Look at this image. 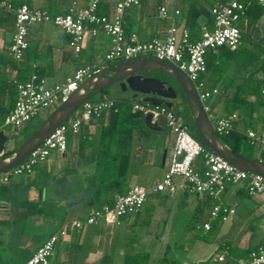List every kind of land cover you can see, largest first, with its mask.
I'll return each mask as SVG.
<instances>
[{
  "label": "crops",
  "instance_id": "0c3cea01",
  "mask_svg": "<svg viewBox=\"0 0 264 264\" xmlns=\"http://www.w3.org/2000/svg\"><path fill=\"white\" fill-rule=\"evenodd\" d=\"M7 1L13 8L26 3L31 7L53 13L65 11L72 1H75L77 6H84L87 2V0ZM115 1L98 0V12L109 13ZM177 1L179 0H174L175 3L172 4L173 0L156 3L154 0H139L136 6L125 9L123 16L125 32L136 33L140 40H147L152 36L161 37L171 23L186 28L184 16L188 6L209 9L216 0L184 2L182 0V5H177ZM161 4L167 9L164 18L157 16V7ZM175 9L178 11L177 15H173ZM251 15H257V18L249 39L253 42L252 45L264 47V9H257ZM203 20V16L197 17L199 23L204 22ZM236 24L245 25L244 18H239ZM11 33L12 11L0 10V77L6 76L11 79L23 74L26 79L30 73H35L44 79L46 86L64 82L80 65L101 62L110 46L108 37L102 31H98L96 34L86 35L81 49L74 53L68 44V36L60 28L50 23L31 24L27 30V48L22 59L15 61L6 53ZM251 56L261 60L264 52L255 49ZM213 57L215 64L209 69L205 67L201 77L208 87L218 89V94L211 96L207 100V105L213 113L225 115L230 112L227 105L232 103L231 85L234 83L235 72L226 70L217 56ZM8 59L13 61L16 68L9 65ZM254 76L263 78V73L256 70ZM114 86L117 89L112 90L113 93L104 94L120 100H130L129 102L136 101L131 98L128 91L114 97L112 94L119 92L118 86L116 84ZM262 89L264 87H261L260 91ZM175 101L177 107L182 105L178 98ZM10 103L8 97L0 100V105L6 106ZM236 113L238 115L234 122L236 130L242 131L249 127L264 134V107L254 103L252 96L248 95L245 98V102ZM142 117L141 114V120ZM107 122L108 113L84 122L76 135L66 137L63 152H50L46 159L32 168L27 175H13L6 184L0 186V264H21L63 223L85 218L92 209L104 205L105 198L118 194L110 190L101 191L97 195L99 201H95L96 147L101 127ZM157 124L161 127L159 130H150L143 125L145 129L135 127L131 132L123 185L126 190L132 185L149 189L165 169L172 136L161 121ZM139 149H144V153H140ZM147 151L149 153L146 156ZM158 153H161L159 169L154 167L153 163L150 164ZM248 155L255 158L259 156V151L256 149ZM146 157H149V164ZM151 176L153 179L150 181ZM175 198H179V201ZM193 198L195 199L188 197V192L183 190H177L172 196L152 192L138 212L124 217L119 224H83L80 228L69 227L66 234L54 244L48 264H130L132 257L139 252L137 249L139 245L130 243L133 229L144 225V234L141 237L144 243L147 235L162 241L164 232L166 234L170 229L167 218L168 209L173 201L176 202L177 208L184 204L193 209L191 226L197 230V233L191 230L189 232L186 228L190 226H185L186 233L181 237L183 242L180 244L183 251L181 264H203L216 254H222L223 260L212 264H248L249 249L264 246V195L249 194L244 181L227 185L221 201L232 205L234 212L227 220L210 221L208 229H203L201 225L207 221L212 201L197 195ZM150 230L153 234H150ZM162 244L163 242L161 246L168 247V244ZM147 252L144 250L143 255L146 259L139 264H163L165 261H170L169 264H178L172 259L167 260L161 248L154 250L157 255L159 253V258L150 259Z\"/></svg>",
  "mask_w": 264,
  "mask_h": 264
},
{
  "label": "built area",
  "instance_id": "2783aa9c",
  "mask_svg": "<svg viewBox=\"0 0 264 264\" xmlns=\"http://www.w3.org/2000/svg\"><path fill=\"white\" fill-rule=\"evenodd\" d=\"M246 0H216L209 8L210 23H200L199 34L191 39L189 31L171 23L161 37L152 36L140 40L136 33L125 32L123 16L125 9L136 6L139 0H116L107 14L98 12V0H87L84 6L72 1L65 11L53 13L45 9L31 7L21 3L15 8L7 0H0V10L12 11V33L6 46L7 55L15 60L22 59L27 48V30L29 25L50 23L60 28L68 36V44L74 53L82 46L84 37L102 31L109 39V49L101 62L83 64L74 69L64 82L46 86L42 77L35 73L15 83V98L2 119V126L8 128L6 139L16 136L22 126L45 107L56 106L64 101L87 77L118 61L137 57H154L168 61L182 71L190 81L196 97L215 134H227L234 128L238 118L236 112L225 115L215 114L206 101L218 94L216 87H208L200 75L205 71V54L218 47L230 50L240 45L239 29L236 25ZM264 9V0H251ZM178 11L173 10V15ZM167 9L157 7V16L164 18ZM264 98V89L260 91ZM118 101L106 94L94 100H85L68 118L53 129L44 140L26 157L13 167L0 171V186L6 184L13 175H27L32 168L43 162L52 151L61 153L65 149L67 135H76L80 126L104 113L116 112ZM130 110L140 114L149 113L151 122L161 121L172 136V145L167 156L165 169L161 177L149 188L139 185L130 186L124 193L115 194L110 205L104 204L92 209L85 218L63 223L51 233L33 253L21 264H48L54 244L66 234L69 227L80 228L83 224H119L120 221L139 211L152 192L172 196L177 190L195 193L198 197H207L212 203L207 221L201 227L208 229L210 221L230 218L234 212L232 205L221 201V196L229 184L244 181L251 195H264V177L237 168L215 154L203 144L192 138L187 132L186 123L176 115L173 108L164 105H151L149 102L131 101ZM243 133L251 145H255L264 158V134L245 127ZM223 260L222 254H216L203 264H212ZM248 264H264V247L257 246L248 252Z\"/></svg>",
  "mask_w": 264,
  "mask_h": 264
},
{
  "label": "water",
  "instance_id": "95a60500",
  "mask_svg": "<svg viewBox=\"0 0 264 264\" xmlns=\"http://www.w3.org/2000/svg\"><path fill=\"white\" fill-rule=\"evenodd\" d=\"M147 72L165 75L178 85L186 100L195 131L201 144L237 168L264 177L263 161L246 158L234 152L223 144L213 132L186 75L168 61L149 56L118 61L84 79L64 101L56 105L47 114L45 119L29 137L8 155L0 158V171L9 169L20 162L53 129L64 122L82 102L97 95L112 84H116L122 92L128 91L131 98H140L141 101L149 102L151 105H164L167 108H171L173 100L177 99L174 88L167 84L165 79L147 74ZM142 123L150 130H159L161 128L156 122L150 121V114L148 112L143 114ZM6 141V135L0 129V156L4 151ZM163 158L164 151L162 153V160Z\"/></svg>",
  "mask_w": 264,
  "mask_h": 264
},
{
  "label": "trees",
  "instance_id": "16d2710c",
  "mask_svg": "<svg viewBox=\"0 0 264 264\" xmlns=\"http://www.w3.org/2000/svg\"><path fill=\"white\" fill-rule=\"evenodd\" d=\"M257 9H262V7L258 6L251 0H246L244 9L241 11L239 18H244L245 25L237 26L239 29L240 34V41L243 38V31L249 30L248 36H250V31L254 26V22L257 18V15H251L253 11ZM201 15L203 16V21L208 25L210 23V14L209 9H205L203 7H196L195 5L188 6L186 9V13L184 16V24L186 25L187 30L190 33L191 39L196 37L199 34V27L200 23L197 21V17ZM248 17V19H245ZM237 25V24H236ZM244 26V27H242ZM239 46L234 49L230 50L226 47H218L215 52L208 51L205 54V67L211 68L215 64L214 57L217 53L223 55L224 58H232L234 53L238 50ZM256 49L260 52H264V47L256 46ZM257 52V51H256ZM254 59V56L252 57ZM9 65L16 68V65L13 63L12 60L8 59ZM262 65L259 66L257 69L250 71L247 77L243 78L239 83H232L231 87L232 91V103H228L227 107L229 108L230 112H236L239 107L245 102V98L250 95L253 98V102L256 104H261L264 107V98L262 93L260 92L261 87H264V56L261 59ZM256 70L262 71L263 78H256L254 76ZM253 73V74H252ZM161 79H165L167 84L171 85L176 94L177 98L180 100V104H185L187 109L186 100L182 94L181 89L178 85L169 77L160 74L157 76ZM201 78V75H200ZM25 77L23 74H18L16 78H7L6 76L0 77V100L4 97H8L11 100V103L4 106L0 105V129L2 127V119L4 115L7 113L8 109L10 108L13 99L15 98V83L21 80H24ZM202 79V78H201ZM105 90V89H104ZM102 90L97 95H94L92 98L87 100H94L98 98L101 94L104 93ZM116 99V98H114ZM118 101V109L116 112L110 111L108 113V122L106 125L101 127L99 142L96 147V165H97V172L95 174V191L94 194L96 196L95 201H99L97 195L101 191H113L115 193L121 194L126 191L123 188L124 185V176L126 171V165L128 162L127 152L130 145V137L131 132L135 127H141L143 129L144 126L141 120V114L137 111L130 110V100L126 99H116ZM176 115H179V111H175ZM189 113V120L191 121L192 125V118L190 111ZM187 125V124H186ZM192 138L196 141L200 142V139L195 131L193 125V131L190 132ZM218 138L221 140L223 144L227 147L231 148L234 152L250 159H258L264 162V158L262 153L259 152V156L255 158H251L248 154H245L244 151L250 149L255 145H251L248 142V139L242 131H238L233 128L227 134H216ZM256 147V146H255ZM257 149V147H256ZM258 150V149H257ZM12 150H8L6 153L0 156L8 155ZM113 197L109 196L104 199L105 204L110 205L112 203ZM264 247V246H262ZM255 248V247H254ZM253 248V249H254ZM252 249V248H251ZM249 249V251L251 250ZM248 251V252H249ZM170 262V261H169Z\"/></svg>",
  "mask_w": 264,
  "mask_h": 264
},
{
  "label": "rangeland",
  "instance_id": "374dc122",
  "mask_svg": "<svg viewBox=\"0 0 264 264\" xmlns=\"http://www.w3.org/2000/svg\"><path fill=\"white\" fill-rule=\"evenodd\" d=\"M162 1L169 2V0H154V3L162 2ZM183 2H184V0H183ZM174 3L175 2L173 0L172 4H174ZM172 4H171V6H172ZM176 4L182 5V0L177 1ZM161 5H163V4H161ZM248 34H249V30L243 31V38L241 40L242 43H240L238 50L234 53L232 58L227 59V58H224L223 55H220L218 53L216 54V56H217L216 58L221 62V65L226 70L228 69L229 72L230 71L235 72V74H234L235 75V78H234L235 83L241 82L243 78L247 77V75H248V73H250V71L257 69L259 66L262 65L261 60L255 59V58L252 59L251 53H252V51H254L256 49V46L252 45L253 42L249 39ZM147 74L154 75V76L160 75V74L155 73V72H147ZM115 88L116 87L114 86V84H112L109 87H107L104 90V92H106L107 94L113 93L112 90H114ZM117 93L112 94V95L114 97H118V95L123 94L124 92L119 90V92H117ZM92 97H90V98H92ZM133 100L141 101L140 99H137V98H133ZM207 102L208 101H206V103ZM177 105L178 104L176 103V101L173 100V107L172 108L174 111H179V117L187 124V132L190 135V132L193 131V125L194 124L192 125L191 121L189 120L188 109H187L185 104H182L181 106H178V107H177ZM53 107L54 106L45 107V108L40 109L32 119H30L27 123H25L22 126L20 132L16 136L9 138L5 143V148H4L2 155L4 153H6L8 150L15 149L27 137H29L35 131V129L39 126V124L45 119V117L47 116V114L50 112V110ZM1 128L4 130L5 133H8L7 127L2 126ZM146 150H147V148H146ZM254 151H256L255 146L251 147L250 149H247L246 151H244V153L245 154H252ZM140 153H144V149H141ZM148 153L149 152L147 151L146 156L148 155ZM160 157H161V153L156 154L153 157V161H151V163H150V164L153 163L152 165H154V167H157V169H159L158 163L160 161ZM148 158L149 157H146V160H147L146 162H148V164H149ZM38 165H40V163L36 164L33 168L37 167ZM152 179H153V177L151 176L150 181ZM188 197H191V199H195V198H193V197H195V193H188ZM175 199H176V201H179V198H175ZM175 203L176 202H174V201L172 202L170 209H168L169 214L166 213V214H168L167 222H169L170 229H168V232H166V234L164 232V234H163L164 237H163L162 241H159L158 239L150 238L152 235H147L144 238V240H146V243H144V241L141 238L144 234V229H145L144 225H142L141 227H135L133 229V232L130 234V243L131 244L134 243L136 245L138 244L139 246L137 245L138 246L137 249L139 252L137 255L132 257V259L130 260V264H139V262L144 261L146 259L145 255H143L144 250L146 252L148 251L147 253H148V256L150 257V259L154 258V257H158L159 253L157 255L154 252V250L156 248L157 249H159V248L163 249L164 257L167 260L172 259L176 263L181 264V259L183 257V251H182V248L180 247V244L183 242L182 241L183 238H181V237H184V235L186 233V230H184L186 228L185 226H187V225L190 226V228H186L189 230V232L191 230L193 233H197V230L193 229L191 226L193 224V220L191 219L193 217L192 216L193 209L185 206L184 204L181 205L180 208H177L175 206ZM199 218H201V217L199 216ZM157 222L161 223L160 221H157ZM149 232H150V234L151 233L153 234L152 230H150ZM150 239H151V241H150ZM159 239H161V238H159ZM161 242H163V244H168V247L161 246ZM153 246H156V247H153ZM147 263H149V262H147ZM163 264H169V261L168 262L165 261Z\"/></svg>",
  "mask_w": 264,
  "mask_h": 264
}]
</instances>
